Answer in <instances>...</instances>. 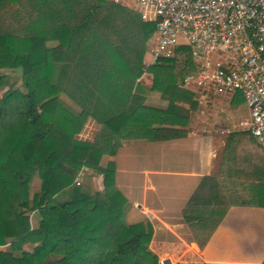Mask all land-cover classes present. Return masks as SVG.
Returning a JSON list of instances; mask_svg holds the SVG:
<instances>
[{"label":"trees","instance_id":"trees-1","mask_svg":"<svg viewBox=\"0 0 264 264\" xmlns=\"http://www.w3.org/2000/svg\"><path fill=\"white\" fill-rule=\"evenodd\" d=\"M154 32L109 0H0V71H21L19 83L0 73V247L11 246L0 264H160L149 248L152 225L125 221L115 163L101 164L124 140L185 137L181 120L199 108L183 87L197 73L189 46L143 64ZM144 73L150 87L139 82ZM153 94L164 109L147 105ZM88 119L99 125L94 139L76 138ZM85 169L102 176L101 191ZM35 176L41 185L30 198ZM229 199L204 178L183 208L199 247L231 204L251 205ZM28 212L39 218L34 229ZM27 243L35 245L21 250Z\"/></svg>","mask_w":264,"mask_h":264},{"label":"crops","instance_id":"crops-1","mask_svg":"<svg viewBox=\"0 0 264 264\" xmlns=\"http://www.w3.org/2000/svg\"><path fill=\"white\" fill-rule=\"evenodd\" d=\"M146 103L166 107L154 94ZM198 110L183 127L185 137L124 140L116 155L108 157L115 163L116 187L128 202L126 216L152 225L149 248L160 264H264V151L243 124L249 138L216 124L200 128L194 123ZM204 178L219 183L230 202L241 196L238 202L251 205L231 204L199 247L182 210Z\"/></svg>","mask_w":264,"mask_h":264},{"label":"built area","instance_id":"built-area-1","mask_svg":"<svg viewBox=\"0 0 264 264\" xmlns=\"http://www.w3.org/2000/svg\"><path fill=\"white\" fill-rule=\"evenodd\" d=\"M109 1L155 25L145 66L189 46L197 73L184 85L240 95L249 110L243 127L264 150V0Z\"/></svg>","mask_w":264,"mask_h":264},{"label":"rangeland","instance_id":"rangeland-1","mask_svg":"<svg viewBox=\"0 0 264 264\" xmlns=\"http://www.w3.org/2000/svg\"><path fill=\"white\" fill-rule=\"evenodd\" d=\"M178 41H181L180 36H178ZM153 43V36L149 40L146 51L143 56V61L147 62L148 60V52L149 48L152 46ZM50 47L55 46L56 43H48ZM214 60H219L218 55L212 56ZM180 59V57H179ZM0 73L7 74L10 78V82L19 83L21 78V71L20 70H1ZM140 82L150 87L152 84V76L149 73H145V75L141 76ZM185 88V85H183ZM188 88L194 89L192 84L187 85ZM186 89V88H185ZM204 89V90H203ZM188 90V89H187ZM190 91V90H189ZM196 99L199 102V110L198 114L194 118V123L199 126L200 128L206 127L207 125L216 124L217 129H225L232 133H245V137H248L247 131L242 127V124L245 120L249 117V110L240 95H238L234 101L233 97L230 94H226L224 92H214L213 90H208L205 88L196 89ZM61 99L65 102L68 106H70L74 111H79V109L74 106V104L64 95H61ZM172 120V117L170 116ZM182 122L185 123L186 127L191 122L190 116L187 119H182ZM99 128V125L91 119H88L80 133L76 136V138L85 140V141H92L96 135V132ZM108 157H103L101 164L104 166L107 163ZM84 173L90 177L91 187L93 190H102V176L91 172L90 170L85 169ZM80 181V180H79ZM78 181V182H79ZM116 184V178H115ZM40 179L38 176L33 178L29 186V195L30 198L39 191L40 189ZM29 221L31 227L34 229L38 225V216L35 212H28ZM125 221L127 223H137L134 221L128 220L127 216H125ZM146 221V220H144ZM143 221V222H144ZM35 244L27 243L21 246V250L23 251H30ZM150 246V244H149ZM10 244L6 246L0 247V251H9ZM13 252L17 255L20 251L13 250Z\"/></svg>","mask_w":264,"mask_h":264},{"label":"water","instance_id":"water-1","mask_svg":"<svg viewBox=\"0 0 264 264\" xmlns=\"http://www.w3.org/2000/svg\"><path fill=\"white\" fill-rule=\"evenodd\" d=\"M162 264H170V262L168 260H165L162 262Z\"/></svg>","mask_w":264,"mask_h":264}]
</instances>
